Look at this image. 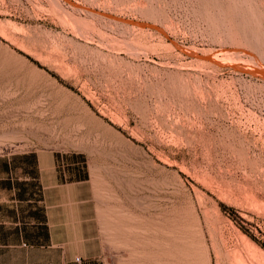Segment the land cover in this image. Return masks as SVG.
Segmentation results:
<instances>
[{"label": "rangeland", "instance_id": "obj_1", "mask_svg": "<svg viewBox=\"0 0 264 264\" xmlns=\"http://www.w3.org/2000/svg\"><path fill=\"white\" fill-rule=\"evenodd\" d=\"M5 156L0 264H264V0H0Z\"/></svg>", "mask_w": 264, "mask_h": 264}, {"label": "crops", "instance_id": "obj_2", "mask_svg": "<svg viewBox=\"0 0 264 264\" xmlns=\"http://www.w3.org/2000/svg\"><path fill=\"white\" fill-rule=\"evenodd\" d=\"M25 159L21 158L20 161H17V158H13L10 156H5L3 158H0V183L5 179L6 176L12 175V173H15L16 171L18 174H22L25 171ZM43 169V170H42ZM46 167H40L38 169L39 171V176L42 178V174L46 176ZM17 180L23 179L21 177H16ZM47 181L42 183V180L39 182V199L36 200L39 204V208H34L32 205L31 199H29V194L26 192V189L24 188H13L10 187V189L5 190V189H0V196L1 195H7V199H0V203H3L4 207L8 208L9 212L12 213H26L27 211L30 212L33 209H35L36 212H42V207L43 211H47V196L45 195L44 189L47 188L46 185ZM43 190V193H42ZM43 203V205H42ZM8 228H18V229H26L29 225V223H33L32 221H29V219H26L25 216L22 217H15L14 219H10L7 222ZM41 225V222H36L35 225ZM18 225V226H17ZM17 226V227H16ZM22 234V233H21ZM20 234V235H21ZM23 238L20 237L18 240L14 241H8V245L10 247H17L19 244L22 242Z\"/></svg>", "mask_w": 264, "mask_h": 264}]
</instances>
